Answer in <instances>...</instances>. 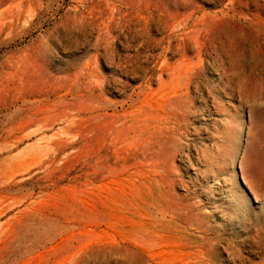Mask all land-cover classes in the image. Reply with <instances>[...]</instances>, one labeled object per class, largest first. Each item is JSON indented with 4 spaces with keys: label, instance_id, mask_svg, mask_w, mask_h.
I'll use <instances>...</instances> for the list:
<instances>
[{
    "label": "rangeland",
    "instance_id": "1",
    "mask_svg": "<svg viewBox=\"0 0 264 264\" xmlns=\"http://www.w3.org/2000/svg\"><path fill=\"white\" fill-rule=\"evenodd\" d=\"M189 261L264 264V0H0V264Z\"/></svg>",
    "mask_w": 264,
    "mask_h": 264
},
{
    "label": "bare ground",
    "instance_id": "2",
    "mask_svg": "<svg viewBox=\"0 0 264 264\" xmlns=\"http://www.w3.org/2000/svg\"><path fill=\"white\" fill-rule=\"evenodd\" d=\"M102 239H103V238H102ZM179 239H180V238H179ZM174 240H175V239H174ZM166 241H168V240H166ZM169 241H170V240H169ZM177 241H181V240H177ZM170 243H171V241H170ZM183 245H184V244H183ZM170 246H171V245H170ZM174 246H175V245H174ZM179 246H180V244H179ZM181 246H182V245H181ZM188 246H190V245H188ZM171 247H172V246H171ZM176 247H177V245H176ZM182 247H184V246H182ZM195 247H196V246H195ZM195 247L193 246V248H195ZM161 248H162V247H161ZM186 248H188V247H186ZM190 248H191V246H190ZM159 249H160V247H159ZM168 249H169V248H168ZM173 249H175V248H173ZM179 249H180V247H179ZM181 249H184V248H181ZM181 249H180V250H181ZM177 250H178V249H177ZM185 250H186V249H185ZM188 250H190V249H188ZM191 250H192V249H191ZM196 250H197V249H196ZM169 251H170V250H169ZM172 251H173V250H171V252H172ZM192 251H195V249H193ZM197 251H199V250H197ZM164 252H165V251H164ZM166 252H167V251H166ZM166 252H165V253H166ZM173 252L175 253V251H173ZM189 252H190V251H189ZM152 253H153V252H152ZM154 253H155V252H154ZM154 253H153V254H154ZM169 253H170V252H169ZM155 254L158 255L159 252H157V253H155ZM171 254H172V253H171ZM183 254H184V253H183ZM186 254H187V253H186ZM193 254H194V253H193ZM147 255H148V254H147ZM157 255H156V259H157ZM173 255H176V254H173ZM186 256H189V254L186 255ZM190 256H191V255H190ZM159 257H161V256H159ZM159 257H158V258H159ZM177 257H178V256H177ZM162 258H163V256H162ZM193 258H194V257H193ZM195 258H196V257H195ZM197 258H199V257H197ZM197 258H196V259H197ZM153 259H155V255H154V258H153ZM188 259H189V258H188ZM159 260H160V258L158 259V261H159ZM191 260H192V259H191ZM191 260H190V261H191ZM151 261H152V260H151ZM154 261H155V260H154ZM190 261H189V263L192 264L193 262L191 263ZM192 261H194V260H192ZM195 261H196V260H195ZM195 261H194V262H195ZM198 262H199V261H198ZM195 263H196V262H195ZM154 264H155V262H154ZM159 264H160V263H159Z\"/></svg>",
    "mask_w": 264,
    "mask_h": 264
}]
</instances>
